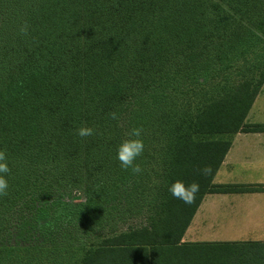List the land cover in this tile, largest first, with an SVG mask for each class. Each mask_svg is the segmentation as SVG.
<instances>
[{
    "label": "trees",
    "instance_id": "trees-1",
    "mask_svg": "<svg viewBox=\"0 0 264 264\" xmlns=\"http://www.w3.org/2000/svg\"><path fill=\"white\" fill-rule=\"evenodd\" d=\"M263 87L264 0H0V264H264L261 241H183L207 194L264 191L213 183L233 136L264 132Z\"/></svg>",
    "mask_w": 264,
    "mask_h": 264
},
{
    "label": "crops",
    "instance_id": "crops-1",
    "mask_svg": "<svg viewBox=\"0 0 264 264\" xmlns=\"http://www.w3.org/2000/svg\"><path fill=\"white\" fill-rule=\"evenodd\" d=\"M245 122L264 125V87L254 100ZM213 183L264 188V132L234 135ZM183 241L264 242V191L207 194Z\"/></svg>",
    "mask_w": 264,
    "mask_h": 264
},
{
    "label": "clouds",
    "instance_id": "clouds-1",
    "mask_svg": "<svg viewBox=\"0 0 264 264\" xmlns=\"http://www.w3.org/2000/svg\"><path fill=\"white\" fill-rule=\"evenodd\" d=\"M27 25L20 27V32H26ZM112 118L115 119V114H111ZM141 129L133 127L130 130V138L122 141L116 149V159L120 162L122 169H130L133 174L141 172L139 164L134 163L136 158L141 155L144 149L143 141L139 138L141 135ZM94 129L92 127L81 126L76 129V135L79 137L92 136ZM203 172H207L208 169H202ZM10 172L7 160V154L5 151L0 150V197L7 195L9 188L7 174ZM168 191L171 196L175 199L182 201L185 204H190L196 193L199 191V184L192 182L185 185L184 181L176 180L171 183L168 187Z\"/></svg>",
    "mask_w": 264,
    "mask_h": 264
},
{
    "label": "rangeland",
    "instance_id": "rangeland-1",
    "mask_svg": "<svg viewBox=\"0 0 264 264\" xmlns=\"http://www.w3.org/2000/svg\"><path fill=\"white\" fill-rule=\"evenodd\" d=\"M139 221H136V223H138ZM133 223H135V222H133ZM12 233H13V231H12ZM10 237V236H9ZM202 242H215V241H202ZM11 243H15V242H11Z\"/></svg>",
    "mask_w": 264,
    "mask_h": 264
}]
</instances>
